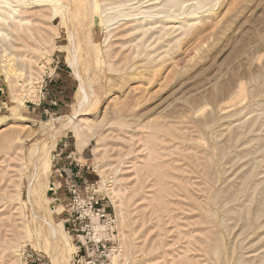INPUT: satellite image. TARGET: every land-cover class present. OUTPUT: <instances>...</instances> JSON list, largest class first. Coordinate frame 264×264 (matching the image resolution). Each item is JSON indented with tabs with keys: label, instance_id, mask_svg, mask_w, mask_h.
Segmentation results:
<instances>
[{
	"label": "rangeland",
	"instance_id": "374dc122",
	"mask_svg": "<svg viewBox=\"0 0 264 264\" xmlns=\"http://www.w3.org/2000/svg\"><path fill=\"white\" fill-rule=\"evenodd\" d=\"M58 1L0 39V264H77L72 175L101 264H264V0Z\"/></svg>",
	"mask_w": 264,
	"mask_h": 264
},
{
	"label": "built area",
	"instance_id": "2783aa9c",
	"mask_svg": "<svg viewBox=\"0 0 264 264\" xmlns=\"http://www.w3.org/2000/svg\"><path fill=\"white\" fill-rule=\"evenodd\" d=\"M60 156V154H58ZM69 158V157H68ZM66 171L64 169L60 170L59 176L62 177ZM67 175V174H66ZM72 180L68 182V197L69 201L67 206L69 208V215H71V224L69 225L72 232H74L76 237H83L82 234L88 233L86 235H92L91 238H88L84 243H80L78 247V260L77 264H101L102 261L93 257L94 247H97L98 244H101V248L105 249L106 244L110 239L98 238L96 235L95 227H92L89 223L91 219L102 221L106 227L112 229L114 220L112 216L106 213L105 209L102 207V200L96 197L93 193L92 185L84 187L81 189V185H78L77 182ZM67 180V178H66ZM81 224H84L82 227ZM96 238V239H95ZM118 246L115 247V243L112 241V244L109 246L108 253L114 255L118 252ZM30 258V255H27Z\"/></svg>",
	"mask_w": 264,
	"mask_h": 264
},
{
	"label": "bare ground",
	"instance_id": "6f19581e",
	"mask_svg": "<svg viewBox=\"0 0 264 264\" xmlns=\"http://www.w3.org/2000/svg\"><path fill=\"white\" fill-rule=\"evenodd\" d=\"M43 2H48L51 5L54 15H58L62 12L63 6L58 0H0V39L9 37L7 30L11 28L10 24L17 25L19 28H25L24 25L29 23V21L19 17L20 10L18 8L29 6L30 4L39 5ZM48 164V161L44 162L45 166H48Z\"/></svg>",
	"mask_w": 264,
	"mask_h": 264
}]
</instances>
